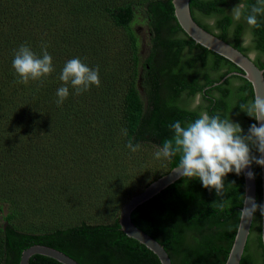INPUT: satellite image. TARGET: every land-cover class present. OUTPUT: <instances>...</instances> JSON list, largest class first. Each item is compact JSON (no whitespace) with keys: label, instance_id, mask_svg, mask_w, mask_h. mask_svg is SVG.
I'll list each match as a JSON object with an SVG mask.
<instances>
[{"label":"trees","instance_id":"obj_1","mask_svg":"<svg viewBox=\"0 0 264 264\" xmlns=\"http://www.w3.org/2000/svg\"><path fill=\"white\" fill-rule=\"evenodd\" d=\"M239 2L190 0L189 8L199 26L246 55L248 49L241 47V37L247 24L239 22L230 33L231 10ZM246 3L251 6L255 0ZM213 16L217 18L214 28L204 20ZM100 18L122 30L127 41L130 72L121 103L114 100L113 45ZM258 21L261 27L253 30L254 44L264 53V16ZM136 24H143L147 30L148 53L144 59L140 56ZM22 44L38 56L47 45L55 70L42 84L16 82L12 61ZM73 58H80L90 68L99 66L101 86L80 95L69 86L68 98L58 106L56 93L63 86L59 77L65 63ZM254 63L264 70V58L258 57ZM231 73L242 71L182 31L172 0H0V264H19L22 251L32 245L54 248L79 264H160L152 252L122 233L119 213L108 223H63L64 214L77 203V194L53 186L33 195L38 191L30 186L42 179L43 165L54 167L62 154L60 142L68 133L85 140L89 151L109 150L116 120L125 146L131 142L159 149L164 141L173 138V123L180 121L184 126L194 121L201 110L229 117L247 134L256 121L240 110V104L254 99L253 90L243 77ZM197 92L203 94L201 108L187 111L188 100ZM214 94H219V99ZM116 107H121L119 117ZM252 154L258 156L254 150ZM82 156L80 163H71L70 169L75 175L95 176L99 165H93L88 154ZM178 165L179 155L167 160V170L161 175ZM252 168L256 205L261 206L260 166L253 163ZM161 175L132 191L121 206ZM104 198L90 199L87 205H109L114 201ZM243 198L242 173L225 177L220 196L215 190L205 189L199 179L180 178L137 207L131 220L164 247L172 264H224ZM41 200L50 204L42 207ZM50 209L59 218L57 227L35 233L18 226L45 216ZM29 264L59 263L35 255ZM240 264H264L259 210L253 215Z\"/></svg>","mask_w":264,"mask_h":264},{"label":"clouds","instance_id":"obj_2","mask_svg":"<svg viewBox=\"0 0 264 264\" xmlns=\"http://www.w3.org/2000/svg\"><path fill=\"white\" fill-rule=\"evenodd\" d=\"M230 15L233 20L230 33L241 21L248 26L241 37V47L248 49L247 60L254 63L258 57L264 58V53L255 47L253 32L254 29L261 27L258 17L264 16V0H255L251 6L246 3V0H240L232 8ZM204 20L214 28L217 18L206 17ZM216 35H220L219 30H216ZM12 67L18 77L16 82L25 85L30 81H39L42 84L55 70L47 45L43 46L38 56L27 44H22L14 54ZM99 71V66L90 68L80 58L67 61L59 77L63 86L58 88L56 93L57 105H62L68 98L69 86L75 90L76 95L89 91L93 86L100 87ZM234 83L238 86V82ZM202 95L197 92L191 97L187 102L186 110L196 112L200 109ZM214 96L219 99V94ZM240 110L257 122L250 125L247 134H244L241 126L233 123L229 117L221 118L218 114L210 115L206 110H201L194 121L184 126L180 121L171 125L174 136L171 140L163 142L162 147L156 151L155 158L170 160L179 155L176 171L181 178L190 181L199 179L205 189L215 190L216 196L222 195L225 177L229 173L239 176L253 163L264 167V98L255 97L252 101L242 103ZM127 147L132 152H136L139 145L134 146L129 142ZM253 150L258 156L252 154ZM247 175L249 179H252L254 174L249 171ZM250 210L252 214L259 210L264 216V206L254 203Z\"/></svg>","mask_w":264,"mask_h":264},{"label":"rangeland","instance_id":"obj_3","mask_svg":"<svg viewBox=\"0 0 264 264\" xmlns=\"http://www.w3.org/2000/svg\"><path fill=\"white\" fill-rule=\"evenodd\" d=\"M100 25L113 45L110 53L111 70L114 73V100L116 103H121L127 89L130 72L127 41L122 30L115 29L103 18H100ZM134 28L140 41V56L144 59L148 53L147 30L143 24H136ZM120 114L121 107L116 109V117ZM115 122L116 125L111 131L112 139L109 150L89 151L85 140L78 134L68 133L66 138L60 142L62 154L58 159L56 158L54 167L43 165V169L40 170L43 175L42 179L39 178L31 184L30 188L38 191L33 195L53 186L63 187L64 190L77 194L79 197L77 203L72 204L68 214H64L63 223L77 224L80 220L90 224L111 222L118 216L122 207L121 201L125 200L132 191L139 190L167 170V160L155 158L158 148L139 146L136 152H132L125 146L122 143V128L119 120ZM84 154L89 155V160H92L93 165H99L95 176L87 173L75 175L70 169L71 163H80ZM78 170L81 171V169ZM38 196L43 199L40 195ZM95 197H105L104 199L110 197L114 201L109 205L106 203L87 205L88 201ZM40 202L42 207L50 204L49 201L41 200ZM58 219L54 214L52 215L50 209L45 216L19 223L18 226L30 232H46L60 224Z\"/></svg>","mask_w":264,"mask_h":264},{"label":"water","instance_id":"obj_4","mask_svg":"<svg viewBox=\"0 0 264 264\" xmlns=\"http://www.w3.org/2000/svg\"><path fill=\"white\" fill-rule=\"evenodd\" d=\"M189 2L190 0H172L174 16L182 31L196 44L217 54L238 67L242 73L231 74H237L251 84L254 98H264V70L259 69L255 63L249 62L246 55L242 52L199 26L191 16ZM231 74H228L227 76H230ZM177 168L178 166L174 167L167 173L150 182L142 191L133 195L121 207L118 216V224L122 233L126 237L135 240L152 252L158 258L160 264H172L168 253L158 241L134 225L131 220V214L137 207L149 201L164 189L179 180L181 177L176 171ZM249 171L254 174L252 165L250 168L245 169L242 172L244 179L243 204L240 209V217L234 240L224 264H240L250 233L254 215L250 209L254 203L256 204L257 193L255 176L253 175V178L249 179L247 175ZM260 176L261 206H264V167H260ZM261 243L264 253V216L262 215ZM35 255L52 259L59 264H79L63 252L44 245H32L22 251L19 264H29L30 258Z\"/></svg>","mask_w":264,"mask_h":264}]
</instances>
